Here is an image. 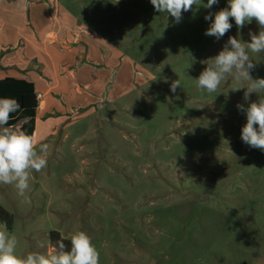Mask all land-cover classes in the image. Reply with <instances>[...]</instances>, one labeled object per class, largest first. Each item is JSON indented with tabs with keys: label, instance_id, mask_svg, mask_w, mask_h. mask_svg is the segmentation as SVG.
I'll return each mask as SVG.
<instances>
[{
	"label": "rangeland",
	"instance_id": "obj_1",
	"mask_svg": "<svg viewBox=\"0 0 264 264\" xmlns=\"http://www.w3.org/2000/svg\"><path fill=\"white\" fill-rule=\"evenodd\" d=\"M90 36L132 63L128 93L71 110L47 143V167L32 172L30 191L0 184L17 255L51 253L50 234L70 242L85 231L99 264H264V151L241 139L245 107L259 96L231 76L216 92L196 78L229 36L250 42L256 21L220 40L204 19L228 6H193L176 23L150 0H57ZM206 4L207 0H203ZM214 18V16H213ZM253 79L264 78V53H250ZM181 87L170 90L174 80ZM16 127V126H15Z\"/></svg>",
	"mask_w": 264,
	"mask_h": 264
},
{
	"label": "crops",
	"instance_id": "obj_2",
	"mask_svg": "<svg viewBox=\"0 0 264 264\" xmlns=\"http://www.w3.org/2000/svg\"><path fill=\"white\" fill-rule=\"evenodd\" d=\"M101 39L57 0H0V80L31 83L42 95L32 133L38 144H49L70 109L130 91L131 61Z\"/></svg>",
	"mask_w": 264,
	"mask_h": 264
},
{
	"label": "clouds",
	"instance_id": "obj_3",
	"mask_svg": "<svg viewBox=\"0 0 264 264\" xmlns=\"http://www.w3.org/2000/svg\"><path fill=\"white\" fill-rule=\"evenodd\" d=\"M118 3V0H116ZM159 13H167L176 23L181 22L184 12L193 6L211 9L218 0H150ZM214 16V18H213ZM230 18L235 21L237 29L256 21L259 32H250V42L229 36L222 50L207 60V67L196 78V87L208 93L216 92L222 81L231 76L237 83L247 82L241 88L244 100L249 101L252 93L259 96L245 107L237 104V108L246 114V124L241 130L242 141L251 148L264 151V78L253 79L250 72L256 64L250 53H264V0H228V6L204 17L211 21L205 35L220 40L232 28ZM181 87L180 80L172 81L170 90L175 93ZM21 111V105L14 98H0V184L14 185L25 202H30L25 195L30 191L32 172H42L47 167L49 146L38 144L33 136L9 126L12 114ZM63 236L55 243V251L51 253L29 252L17 255L18 240L5 228L0 230V264H99L100 253L92 243L91 237L82 230L74 231L70 237V250H67Z\"/></svg>",
	"mask_w": 264,
	"mask_h": 264
},
{
	"label": "trees",
	"instance_id": "obj_4",
	"mask_svg": "<svg viewBox=\"0 0 264 264\" xmlns=\"http://www.w3.org/2000/svg\"><path fill=\"white\" fill-rule=\"evenodd\" d=\"M0 98H14L19 101L21 111L13 113L9 121V126H14L16 123L23 121L20 130L32 136L34 129L35 110L38 106L34 95V88L31 83L25 81L6 78L0 80ZM0 223L5 224L10 228L11 215L0 206ZM59 240L57 233L50 234V244L55 246ZM65 242V241H64ZM67 250H70V242H65ZM55 248V247H54Z\"/></svg>",
	"mask_w": 264,
	"mask_h": 264
},
{
	"label": "built area",
	"instance_id": "obj_5",
	"mask_svg": "<svg viewBox=\"0 0 264 264\" xmlns=\"http://www.w3.org/2000/svg\"><path fill=\"white\" fill-rule=\"evenodd\" d=\"M35 98H36V102H37V104H39L40 101L42 100V95H41V94H37V95L35 96Z\"/></svg>",
	"mask_w": 264,
	"mask_h": 264
}]
</instances>
